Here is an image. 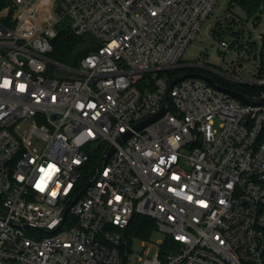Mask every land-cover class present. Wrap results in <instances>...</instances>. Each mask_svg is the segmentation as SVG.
<instances>
[{
  "label": "built area",
  "instance_id": "1",
  "mask_svg": "<svg viewBox=\"0 0 264 264\" xmlns=\"http://www.w3.org/2000/svg\"><path fill=\"white\" fill-rule=\"evenodd\" d=\"M230 1L9 0L0 9V264H264V103L188 78L160 118L135 129L160 112L166 72L178 67H204L264 99L263 32L251 54L216 56L223 71L183 64ZM66 28L99 43L76 67L50 58ZM215 43L228 54V37ZM135 215L164 236L152 256L149 241L131 249Z\"/></svg>",
  "mask_w": 264,
  "mask_h": 264
},
{
  "label": "rangeland",
  "instance_id": "2",
  "mask_svg": "<svg viewBox=\"0 0 264 264\" xmlns=\"http://www.w3.org/2000/svg\"><path fill=\"white\" fill-rule=\"evenodd\" d=\"M259 12L257 18L254 19V23L251 24V18L237 5L219 2L215 10L202 26L201 31L196 38L192 40L186 48L182 58L183 64L191 65L199 63L203 65H214L218 71H223L224 65L216 63L214 59L216 56H219L220 59H223L224 57L225 60H229L233 58V56L241 55L244 52L251 54V49L253 48V44H255V40H257V36L261 32L264 33L263 4H261ZM209 25L212 27V35L205 34ZM252 27L255 30L254 33L250 31V28ZM221 36L224 38L228 37L229 39L230 49L228 50V54H222L216 50L215 41ZM199 50L203 51L201 52V55L197 57ZM230 85L246 90L245 94H253L256 92L254 87L234 84ZM163 239L164 236L160 233H155L151 236L149 242L146 243V245L150 246V256L156 252L157 242L163 241ZM143 244L144 243L135 240L131 245V249L133 251L141 252Z\"/></svg>",
  "mask_w": 264,
  "mask_h": 264
},
{
  "label": "trees",
  "instance_id": "3",
  "mask_svg": "<svg viewBox=\"0 0 264 264\" xmlns=\"http://www.w3.org/2000/svg\"><path fill=\"white\" fill-rule=\"evenodd\" d=\"M9 0H0V9L8 4ZM231 4L237 5L247 16L252 19L257 18L260 11L261 0H231ZM53 51L50 58L57 63L68 67H76L79 59L87 53L98 48L99 43L87 37L74 36L68 29H58L57 36L52 40ZM264 56V53H263ZM205 73V71L185 68L166 72V75L171 79L185 73ZM210 74V73H209ZM214 81L224 87L235 90L242 95L245 94L244 89L237 88L226 82H223L219 77L212 76ZM157 233L155 223L152 219L135 215L129 223L126 236L129 240L149 241L153 234ZM169 243V240H165Z\"/></svg>",
  "mask_w": 264,
  "mask_h": 264
},
{
  "label": "water",
  "instance_id": "4",
  "mask_svg": "<svg viewBox=\"0 0 264 264\" xmlns=\"http://www.w3.org/2000/svg\"><path fill=\"white\" fill-rule=\"evenodd\" d=\"M185 68H189V67H178V69H185ZM197 69H203V70H206L204 67H195ZM188 78H198V79H201L203 81H205L207 84H209L212 88H214L215 90L219 91V92H222V93H225L227 95H229L230 97H232L233 99L237 100L238 102L244 104V105H261L264 103V99L258 101V102H252L250 100H248L246 97H244L241 93L235 91V90H232V89H228V88H224V87H221L220 85H218L212 78L206 76V75H203V74H200V73H185L183 75H180L178 77H176L175 79H173L169 85H168V89H167V92H166V95H165V99H164V104L162 106V109L160 110V112L143 121L142 123L138 124L135 129L136 130H139L141 128H143L144 126L150 124L151 122L157 120L158 118H160L168 109V104H169V93H170V90L171 88L178 82L182 81V80H185V79H188ZM129 135L126 134L123 136L122 140H125ZM114 149L111 148L110 151L108 152V154L106 155L105 157V160L108 159V157L113 153Z\"/></svg>",
  "mask_w": 264,
  "mask_h": 264
},
{
  "label": "flooded vegetation",
  "instance_id": "5",
  "mask_svg": "<svg viewBox=\"0 0 264 264\" xmlns=\"http://www.w3.org/2000/svg\"><path fill=\"white\" fill-rule=\"evenodd\" d=\"M210 72H208V71H205V73H202L203 75H206V76H208V77H210V78H212L213 79V74L212 73H210ZM214 80V79H213Z\"/></svg>",
  "mask_w": 264,
  "mask_h": 264
},
{
  "label": "clouds",
  "instance_id": "6",
  "mask_svg": "<svg viewBox=\"0 0 264 264\" xmlns=\"http://www.w3.org/2000/svg\"><path fill=\"white\" fill-rule=\"evenodd\" d=\"M23 86H21V88H22Z\"/></svg>",
  "mask_w": 264,
  "mask_h": 264
}]
</instances>
